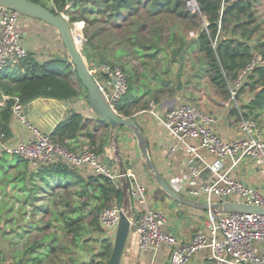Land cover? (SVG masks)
I'll return each instance as SVG.
<instances>
[{
  "label": "trees",
  "instance_id": "obj_1",
  "mask_svg": "<svg viewBox=\"0 0 264 264\" xmlns=\"http://www.w3.org/2000/svg\"><path fill=\"white\" fill-rule=\"evenodd\" d=\"M32 1L48 7L43 0ZM197 1L202 15L208 21L206 28L200 26L197 14L186 9L187 0H54V6L50 9L57 14H69L71 22H85L83 53L89 63L107 62L123 68L127 74L129 89L117 102L116 111L125 117H134L135 113L147 110L150 106V101L143 102L137 97L136 80L139 74L132 64L134 59H141L145 71L151 72L153 78L160 79L161 68L167 69L168 66L172 67L178 63L179 59H184L191 42L195 41L199 46V62L206 65L210 81L229 98L230 87L239 72L256 54H261L264 58V42H260L258 46L251 43L259 29L251 1ZM184 29L198 30V38L188 41ZM175 30L178 31L177 34ZM167 31H170L171 35L166 40ZM99 35H104L109 44L117 43L119 49L111 52L105 48L103 51L100 42L98 45L93 42ZM96 56L99 57L98 61ZM73 78L78 80L67 53L57 54L41 62L29 52L17 66H9L0 71V102L4 100V96L10 97L0 106V142L12 137L14 97H18L25 106L38 98L61 101L79 98L82 91L74 84ZM78 82L83 88L79 80ZM245 88H250L255 95L249 102L241 105L242 114L257 120L264 113V66L257 67L249 76V81L239 91V97ZM233 114L238 117L239 111L234 109ZM88 124L89 120L81 113L72 111L69 117L57 126L51 138L54 142L72 149L67 140L87 135L90 147L101 155L109 140L110 127L103 123L101 128L106 129L107 134L97 145L95 134L87 129ZM16 157L14 162L21 161L31 170L33 180L39 178L44 185L49 178L66 181L78 178V186L74 187H79L77 195L86 201L83 202L84 206L76 205L69 211L56 214L54 221L57 225H53L54 221L49 223L56 230L42 239L27 242L24 251L16 252L14 256L12 253L15 259L13 263L107 264L114 243L110 238L103 236L105 230L101 225V215L115 204L122 206L124 195L121 184L114 183L103 175L85 176L62 162L33 170L26 159ZM4 161L10 163L9 160ZM8 164L7 167L10 166ZM0 167H4V164ZM7 174L12 178L11 181L15 179L9 172ZM70 186L67 182L65 188ZM83 207H90V222L84 220L86 215ZM11 211L8 210V213ZM38 229L46 231L47 227L41 226ZM25 231L28 232L26 229ZM99 236L102 238L98 239ZM80 252L86 253L88 259H80ZM0 264H5V259L1 256Z\"/></svg>",
  "mask_w": 264,
  "mask_h": 264
},
{
  "label": "built area",
  "instance_id": "obj_2",
  "mask_svg": "<svg viewBox=\"0 0 264 264\" xmlns=\"http://www.w3.org/2000/svg\"><path fill=\"white\" fill-rule=\"evenodd\" d=\"M186 9L203 16L197 0H187ZM60 14L70 20L69 14ZM22 17L15 10L0 6V71L17 66L29 53L19 28ZM79 23H75V28ZM207 26L205 23L204 28ZM260 66H264V58L256 54L230 87L228 101L233 109L239 111L235 120L241 134L234 141L224 140L216 131V118L196 104L179 100L162 115L151 111L186 148L189 172L170 184L179 194L193 196L195 200L203 197V202L209 204L239 202L264 209V189L246 184L237 173L245 160L258 168L264 167V137L259 122L242 114L239 100L240 89ZM90 70L108 102L116 109L117 102L129 89L127 74L120 65L107 62ZM3 99L6 101L10 97L4 96ZM13 100V119L29 130L30 137L12 145L2 140L0 147L9 155L26 159L33 170L62 162L85 176L103 175L114 183H120L122 178L128 179L131 200L145 205L144 209L134 213L132 220L142 250L159 251L168 247L171 252L169 264H189L204 249L211 251L210 264H264V215L209 211L206 229L197 231L189 241H180L167 231V216L147 205V191L139 174L131 170L121 173L119 168L107 164L93 147H85L77 152L54 142L50 134L29 120L26 106L20 99L14 97ZM190 140L197 142L196 145L190 144ZM203 150L214 157L212 162L203 159ZM122 209V206L115 204L102 213L101 225L106 234L115 235Z\"/></svg>",
  "mask_w": 264,
  "mask_h": 264
},
{
  "label": "crops",
  "instance_id": "obj_3",
  "mask_svg": "<svg viewBox=\"0 0 264 264\" xmlns=\"http://www.w3.org/2000/svg\"><path fill=\"white\" fill-rule=\"evenodd\" d=\"M249 1L253 3L252 12L256 17V24L259 25V29L255 32L251 43L258 46L261 41L264 42V39L260 38L264 34V0ZM79 24L83 27L82 23ZM45 27L44 22L30 17H22L19 22V28L25 45L29 52L33 53L35 58L41 62L59 54L57 52L60 51L52 38H45L43 34V32L47 31ZM184 32L188 41L198 38V30L190 31L184 29ZM175 33L177 34L178 31L175 30ZM170 35L171 32L167 31L165 35L166 40ZM93 42L96 45L100 42L103 51L105 48H108L111 52L119 49L117 43L109 44L104 35L97 36L93 39ZM91 52L95 54L94 51ZM194 56H199V46L195 41H192L184 59H179L178 63H175L172 67L168 66L167 69L161 68L162 76L160 79L153 78L152 73L148 74L141 64V59H138L140 67L137 68L139 74L136 80V85L138 86L137 97L141 98L143 102L150 101V106L147 110L135 113L133 118H135L148 140L151 159L171 185L175 179L185 177L189 172L186 165V148L178 143L176 138L170 134L163 123L151 111L162 115L166 110L174 107L179 100H183L186 103L196 104L204 111L212 114L217 121L216 131L224 140L234 141L241 137L236 126V116L233 114L234 109L231 103L210 81L206 72V65L199 62L198 58L195 59L197 60L196 62L192 60ZM98 58L96 56L97 61ZM109 58L112 59V56L109 55ZM254 95L255 92L250 88H245L243 93L240 94L239 100L242 104H246ZM4 102V100L1 101L0 106H3ZM72 111L81 113L85 119L89 120L87 129L95 134L97 145H99L103 138V136L99 137L103 130L101 128L103 123H96L97 116L90 108L86 98L79 97L67 101L38 98L26 106L29 120L43 132L50 135L61 122L69 117ZM260 128L264 137V125L260 126ZM11 129L12 137L6 143L11 145L17 144L30 137L29 130L17 120L13 119L11 121ZM117 133L118 130L115 134V144L110 146L108 140L101 158L107 164L120 170L118 156L116 155V147L118 148L125 171H134L141 177V182L147 191V205L162 211L167 216V231L178 240L186 242L191 240L197 231L206 229L207 212L188 207L182 211L183 208L181 206H171L170 202H168V198L171 197L165 192L163 200L167 199L163 205L165 209L155 206L157 200V196L155 195L158 194L159 190H162L146 168V163L142 158L135 135L131 131L123 129V136L129 138L127 145L125 141L119 142ZM67 142L77 152L90 146V139L87 135H81L77 139L67 140ZM189 143L196 145L197 142L190 140ZM4 151L3 147H0V152ZM201 156L207 162L214 160V157L204 150L201 151ZM237 173L242 180L253 187L264 189V167L258 168L251 161L246 160L240 165ZM49 179L51 181L54 178ZM132 204L134 213L145 208V205L138 204L134 200H132ZM103 236L110 238L114 243V234L105 233ZM100 238L102 237L99 236L98 239ZM170 254L171 252L168 247H164L159 251L142 250L138 244L136 231L132 229L127 239L121 264H169ZM210 256L211 251L209 249L201 250L193 257L189 264H210Z\"/></svg>",
  "mask_w": 264,
  "mask_h": 264
},
{
  "label": "rangeland",
  "instance_id": "obj_4",
  "mask_svg": "<svg viewBox=\"0 0 264 264\" xmlns=\"http://www.w3.org/2000/svg\"><path fill=\"white\" fill-rule=\"evenodd\" d=\"M43 2L46 5H48V8L54 6L53 5L54 0H43ZM198 16H199L198 21L201 27L202 26L204 27L205 23L208 24V21L206 22L204 16H200V15ZM71 23H77V22H71ZM44 24L47 30L43 32L45 38H49V39L52 38L55 41L56 45L59 47L60 50L57 53L66 54L62 40L58 32L51 25L45 22ZM84 26H85V22H84ZM74 30H75V26H74ZM75 33L79 38L80 35L76 30ZM82 36H83L82 48H83L84 32ZM263 37L264 34L260 36L261 39H264ZM197 58L199 59V56L198 57L194 56L192 60L196 62L197 60L195 59ZM87 62L91 69H94L98 67L99 64H101L98 62L89 63L88 60ZM138 62H139L138 59L132 60V64L136 68L140 67ZM147 73L151 74V72L148 71ZM97 79L99 82H102L100 77H97ZM73 82L78 88L81 89L82 91L81 97L87 99V93L85 89L80 87L78 80L76 78H73ZM257 121L259 122L260 126L264 125V113H262V115L259 118H257ZM96 123L102 124L104 122H102L97 118ZM123 129L124 128L118 129L117 135L119 138V142L125 141L126 144L128 145L129 138L127 136H123L122 134ZM102 133L104 135L107 134L106 129L102 130L99 137L104 136ZM0 158H1L0 166L1 164H4V167H0V253H1L0 256L3 259H5V264H14L13 262H15V259H13V256L15 255L16 252L19 253L24 251L25 244L27 242H34V240L36 239H42L45 235H49L56 230L53 228V226L49 224L50 222L54 221L56 214L59 215L64 211H69L73 209L76 205L84 206L83 202H85L86 199L84 200L83 198L77 195L78 194L77 191H79L80 189L79 187H74V186H78L79 183L78 178L75 179L71 178L67 181L65 179H59V178L57 180L51 179V181L50 179H48V181L46 182L47 184L45 183L46 185H44L42 180H40L39 178H35L33 180L31 170L25 167V165H23L21 161L14 162V160H17L16 156L8 155L7 153L0 152ZM4 160H9L10 163L8 164V162L6 163ZM6 164L10 166L7 167ZM26 170L29 172H27ZM8 172L9 174H12L13 177L15 176V179H13V181H11L12 178L8 176L7 174ZM67 182L71 185L68 189L65 188ZM182 194L184 193L182 192ZM155 196H157L155 206L165 209L163 207L164 203L167 201V199L163 201L165 198V193L159 190L158 194H156ZM188 197L191 199H196L193 196L192 197L188 196ZM198 200L203 201L204 198L200 197L198 198ZM168 202H170L171 206H175V207L181 206L183 208L182 211L186 210L185 206L178 204L172 198H168ZM83 208H84L83 212L86 215L84 217V220L86 222H90L92 219L91 213H88L90 211V207H83ZM10 209L12 211L8 213V210ZM53 225H57L55 221L53 222ZM41 226L47 227L46 231H39L38 228ZM25 229L28 230V232H26ZM58 231L60 234H62V230L60 231L59 229ZM93 244L95 245V243ZM80 256H81L80 259L82 260L88 259V257H86V253L84 252H80Z\"/></svg>",
  "mask_w": 264,
  "mask_h": 264
},
{
  "label": "water",
  "instance_id": "obj_5",
  "mask_svg": "<svg viewBox=\"0 0 264 264\" xmlns=\"http://www.w3.org/2000/svg\"><path fill=\"white\" fill-rule=\"evenodd\" d=\"M0 6L13 9L23 16L34 18L51 25L59 34L65 51L71 59V64L75 68L78 80L81 86L87 91V102L99 120L107 123L110 127L109 145L115 144V134L120 128L131 131L137 141L142 154V158L146 163L147 170L151 173L158 187L170 196L175 202L188 208L218 213H242L264 215V209L251 206L239 202H223L209 204L207 202L185 197L174 190L170 183L158 170L149 153L148 140L138 126L135 118L125 117L119 114L108 102L106 96L102 92L100 85L93 76L87 59L83 54L82 41L83 36L77 38L74 30L75 23H71L68 18L62 14L54 13L50 8L45 7L32 0H0ZM82 34L84 32V22H82ZM78 40L80 46H78ZM116 146V145H115ZM116 155L119 160L120 172L124 173V165L121 155L116 147ZM246 184L247 182L244 181ZM123 191V204L120 219L117 225L114 246L112 254L107 264H121L124 249L131 230L135 227L132 224L134 219V209L130 196V182L126 178L120 180ZM92 191V188L90 187Z\"/></svg>",
  "mask_w": 264,
  "mask_h": 264
},
{
  "label": "bare ground",
  "instance_id": "obj_6",
  "mask_svg": "<svg viewBox=\"0 0 264 264\" xmlns=\"http://www.w3.org/2000/svg\"><path fill=\"white\" fill-rule=\"evenodd\" d=\"M75 30L79 33V35H80V37H81V36H82V26H81V24H77ZM79 30H81V31H79ZM75 34H76V33H75ZM76 36H77V35H76ZM77 38H78V36H77ZM78 46H80V42H79V40H78Z\"/></svg>",
  "mask_w": 264,
  "mask_h": 264
}]
</instances>
